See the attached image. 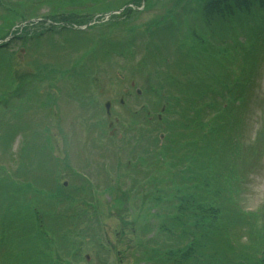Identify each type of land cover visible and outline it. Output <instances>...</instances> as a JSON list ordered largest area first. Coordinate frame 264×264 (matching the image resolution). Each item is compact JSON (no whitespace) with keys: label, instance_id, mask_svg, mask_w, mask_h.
Segmentation results:
<instances>
[{"label":"rangeland","instance_id":"1","mask_svg":"<svg viewBox=\"0 0 264 264\" xmlns=\"http://www.w3.org/2000/svg\"><path fill=\"white\" fill-rule=\"evenodd\" d=\"M23 1L0 0V43L11 39L0 49V178L5 174L10 180L6 169L17 185L13 191L0 185V222L14 207L18 219L24 214L28 221L29 207L35 206L36 229L47 235L48 248L38 247L43 256L33 253L30 242L17 232L11 239L6 232L13 228L0 223V264H158L144 252L151 247L152 255L158 248L152 239L166 250L160 232L172 207L159 200L164 198L159 191L172 184L175 202V184L181 182L165 157L171 137L161 143L156 138L171 131L172 117L183 108H166L160 122L156 116L168 101L184 102L179 90L190 102L194 95L206 98L209 92H203L213 85L223 102L225 87L245 81L249 104L244 119L238 118L240 140L223 137L229 143L219 156L227 165L235 159L226 181L240 207L246 201L258 208L264 201V8L259 1L226 18L208 16L206 6L213 0ZM129 4L130 13L106 18ZM87 25L84 33L72 30ZM252 46L259 56L251 72L243 50ZM166 84L172 89L163 95L160 86ZM241 85L236 95L243 92ZM209 120L203 121V132L213 124ZM170 127L175 134L180 129ZM253 233L264 237L263 221ZM260 239L253 251L263 246Z\"/></svg>","mask_w":264,"mask_h":264},{"label":"trees","instance_id":"2","mask_svg":"<svg viewBox=\"0 0 264 264\" xmlns=\"http://www.w3.org/2000/svg\"><path fill=\"white\" fill-rule=\"evenodd\" d=\"M256 1L260 2L258 3L259 7L264 8L263 0H213L207 3L206 12L209 17L226 18L237 11H249ZM125 11L126 14L130 13V9ZM260 33V31L256 32V43ZM243 51V62L251 68L250 71L252 72L256 68V65L253 67V62L259 55L255 52L254 46ZM244 82L233 83L231 90L225 87L227 93L223 95V102H220L217 96L213 94V90L216 89L213 85L211 90L207 88L210 91L205 90L203 92V94L209 92L206 98L203 99V96L194 95L190 101L191 105H188L190 102L184 98V93L180 90L179 96L184 99L185 104L178 100L172 101L174 106L170 105L169 110H176L175 112H177L181 110L177 109H183L181 112H177L179 119L175 117L173 122L169 123L174 129L176 127L180 129L175 134L169 126L171 131H169L168 137H171L172 140L166 149L165 157L169 160V166L175 170L173 176L180 178L181 184H175V190L179 191V195L185 194L182 197L177 195L174 202V196L170 197L169 193V187H173L172 184L166 185L168 189L163 186L159 191L164 195V198L159 200L164 201L162 203L169 201L168 204H170V208L172 207V211L165 218L164 225L161 226L162 232H160L166 250H161L160 242L156 243L155 239L150 240L154 244L152 247L158 248L153 251L152 255H150L151 247L146 249L144 254H148L149 260L158 264H264V237L255 236L253 233V228H256L257 223L261 224L263 221L264 226V213L252 216L244 214L234 202L231 197L232 183L226 181V172L229 171L232 163H235V159L227 165L226 158L222 159L219 156V149L224 148L225 150L227 143H229L228 140L222 139L223 137L233 135L234 142L240 140L239 137H235L241 128V122L238 121V118L244 119V108L249 104L246 101L245 88L241 85H244ZM226 84L228 85V83ZM240 85L243 92L236 95L235 90ZM169 88L172 89L167 84L160 86L163 92H167ZM222 88L224 87L222 86ZM240 109H242V113H240ZM208 120L213 124L208 128L205 127L208 132H203L201 130L202 125H204L203 121ZM193 127H196L195 130L193 129L194 131L191 129ZM172 133L174 137L171 136ZM215 139L219 144L215 143ZM208 140L210 143H214L212 144L213 147L210 146ZM204 154H206L205 157L200 158ZM182 167L185 170L179 171L181 173L177 172V169ZM206 167L210 170L207 171ZM232 167L234 166L232 165ZM19 173L22 174L20 168ZM143 176V179H150L149 174H143ZM234 177L232 176V180ZM2 184L6 186L9 184L12 191L16 186L9 178L1 179L0 185ZM187 190H192V192L188 193ZM29 208L28 214L31 219L28 218V221L24 214H21L22 219L19 220L18 213L20 211L14 207L12 209L14 213L12 211L9 213L8 209L2 214V222L0 223L7 230L13 228L6 232L11 239H13L14 232H17L21 235V239L30 242L27 246L33 253L36 251L37 254L43 256L44 253L38 247L44 245L48 248L45 240L47 235L36 229L34 222L36 210L31 206ZM12 216L15 218L13 219ZM257 237H261L260 243L263 246H258L259 250L253 251ZM237 238L239 239L237 240ZM16 248L13 245L11 251H15ZM48 257L50 258L49 255Z\"/></svg>","mask_w":264,"mask_h":264},{"label":"water","instance_id":"3","mask_svg":"<svg viewBox=\"0 0 264 264\" xmlns=\"http://www.w3.org/2000/svg\"><path fill=\"white\" fill-rule=\"evenodd\" d=\"M105 107L107 109V114H108V117L110 118L111 117V103L110 102H107L105 104Z\"/></svg>","mask_w":264,"mask_h":264}]
</instances>
